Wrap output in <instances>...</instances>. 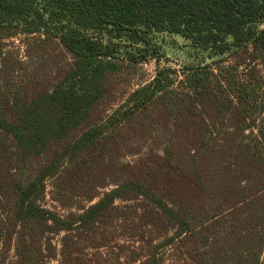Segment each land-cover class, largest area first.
Returning <instances> with one entry per match:
<instances>
[{"label": "trees", "instance_id": "16d2710c", "mask_svg": "<svg viewBox=\"0 0 264 264\" xmlns=\"http://www.w3.org/2000/svg\"><path fill=\"white\" fill-rule=\"evenodd\" d=\"M263 69L264 0H0V264H264Z\"/></svg>", "mask_w": 264, "mask_h": 264}, {"label": "rangeland", "instance_id": "374dc122", "mask_svg": "<svg viewBox=\"0 0 264 264\" xmlns=\"http://www.w3.org/2000/svg\"><path fill=\"white\" fill-rule=\"evenodd\" d=\"M32 38L33 37L25 38L24 36H17L16 38L8 39L6 49L10 52L19 54L23 60H28L29 54L34 52L31 46V42L33 41L31 40ZM177 40L182 43L181 39L178 38ZM166 51V57L160 60H150L148 62L141 63L135 69L122 74L121 81L117 85L116 90L119 100L123 98V94L126 91L136 88L141 83L152 80L156 76L158 70L166 68H176L179 70L181 68V62L185 61L187 58L184 48L170 44L166 46ZM50 189L51 187L48 189L46 204L52 208L53 203L51 201ZM131 227V222H124L120 228H113L115 231L111 229L110 234L116 239L120 238V243L126 242L128 244L130 241H128L129 238L127 236H129ZM55 242H59V237L55 239ZM111 244L112 245L108 247V249H86L87 264H126L124 259H122L121 262H117L114 258H112V252L115 251L116 247L112 248V246L115 245V242H112ZM51 264H57V262L53 261Z\"/></svg>", "mask_w": 264, "mask_h": 264}]
</instances>
